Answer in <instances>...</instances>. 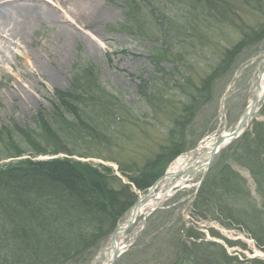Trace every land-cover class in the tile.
<instances>
[{
  "label": "rangeland",
  "instance_id": "obj_1",
  "mask_svg": "<svg viewBox=\"0 0 264 264\" xmlns=\"http://www.w3.org/2000/svg\"><path fill=\"white\" fill-rule=\"evenodd\" d=\"M104 3L111 10L109 18L98 26L79 30V37L93 42L92 48L86 47L82 40L73 42L77 45L74 44L71 55L64 57L60 66L54 64L57 51L51 57H38L60 75V82L50 83L46 74L38 75V68L31 61L33 57L16 55V49L7 51L12 57L11 65L4 63L0 67V132L6 137V145L0 141V156L6 152L8 136L23 147L19 132L33 128L38 112L52 109L57 96L72 89L76 81L84 80L90 70L95 72L101 90L110 99L97 105L104 115L92 124L94 130L81 126L74 134L75 138L68 144L74 155L65 152L49 155L69 156L98 169L109 167L113 175L130 185L131 178L138 177L146 163L172 141L169 133L173 119L180 115L187 100L182 89L190 82L200 85L220 67L230 48L242 41L246 33H261L259 28L264 24V15L244 0H104ZM162 16L169 23L182 22L181 30L170 31L172 27L168 23L162 26ZM36 26L35 37L42 43L49 42L55 29ZM41 41L36 42L37 46L34 42L30 46L27 43L25 50L36 52ZM245 43L238 60L229 62L219 77L212 101L202 106L182 132L187 139L185 152L195 149L204 139L221 140L233 131L253 98L256 80L264 71V38L250 37ZM141 86L146 87L144 92ZM260 121L264 125V103L246 130L258 135ZM260 143L258 151L264 159V142ZM233 144L220 151L211 164V174L205 177L209 195L236 214L244 213L250 223L253 211L249 208L256 206L259 216L254 218V227L259 222L264 230V182L260 186L254 174L236 159ZM45 156L31 153L9 156L0 160V167L26 157ZM225 168L244 180L246 192L241 194V200H226L215 187L209 186ZM201 175L192 183H197ZM130 189L138 197L143 191L133 185ZM195 190V187L178 190L159 210L134 223L128 231V243L121 247L114 264H179L180 255L187 259L183 264H264V245L257 244L261 233L252 228V235L251 231L230 222L220 213L222 206L209 204L202 209L196 199L201 188L193 198ZM212 233L221 235L225 243L231 241L233 245L225 249L234 259L227 260L222 249L213 244L221 239ZM202 243L205 245L201 246ZM80 259L76 258L78 264ZM108 261L106 253L99 262Z\"/></svg>",
  "mask_w": 264,
  "mask_h": 264
},
{
  "label": "trees",
  "instance_id": "obj_2",
  "mask_svg": "<svg viewBox=\"0 0 264 264\" xmlns=\"http://www.w3.org/2000/svg\"><path fill=\"white\" fill-rule=\"evenodd\" d=\"M244 2L264 15V0ZM165 23L172 27V32L175 28L180 31L183 24L180 22L177 25L173 21L169 23L163 16L161 25ZM259 29L261 33H246L242 41L230 48L220 67L206 76L200 85L190 82L182 89L187 100L182 104L180 115L173 119L169 133L172 141L154 160L146 163L138 177L131 178L137 188L150 186L169 162L187 148V139L182 132L191 124L202 106L211 102L216 82L229 62H233L242 53L245 40L256 34H264V24ZM142 87L144 92L146 87ZM106 101H110L109 96L105 90H101L97 75L88 70L84 80L76 81L70 91L57 96L51 110L42 109L38 112L35 127L19 132L22 144H25L23 147L12 136H8L10 139L6 152L0 156V160L25 153L33 156L61 152L74 155L75 152L68 148V144L72 143L74 134L81 126L94 130L92 124L104 115L97 105ZM258 124L261 129L258 135L246 132L241 137L243 140L234 144V153L236 159L254 174L260 185L264 182V159L258 151V142L264 141V125ZM175 135H179L180 139L176 140ZM5 139V135L0 132L2 145H6ZM116 182L120 183L118 187ZM206 184L208 182L203 183L197 197L201 208L209 204L222 206L220 213L230 222L241 225L251 231L252 235L253 229L259 231L261 234L257 237V244L264 245L262 224L258 222V227H254V218L259 216L257 207L252 205V209L249 208L253 211L250 216L253 222L250 223L244 213L236 214L233 209L214 201ZM243 185L244 180L239 174L225 168L209 186L215 187L218 195L224 199L238 201L241 200V194L246 192ZM134 200L135 195L129 186L106 166L98 169L90 163L69 157L51 160L25 158L1 166L0 264H65L68 261L78 264L76 258L83 257L86 250L98 246L100 239L114 229ZM240 215L242 218L238 217ZM222 252L227 260L234 259L224 249Z\"/></svg>",
  "mask_w": 264,
  "mask_h": 264
},
{
  "label": "bare ground",
  "instance_id": "obj_3",
  "mask_svg": "<svg viewBox=\"0 0 264 264\" xmlns=\"http://www.w3.org/2000/svg\"><path fill=\"white\" fill-rule=\"evenodd\" d=\"M52 1L53 3H49L48 0H0V67H3L4 63L11 65L12 57L7 51L16 49V55H22L26 58L33 57L30 59L34 66L38 68V75L46 74L45 76L50 79V83L51 81L60 82V75H57L54 69L46 66L47 61L38 57L42 55L51 57L57 51L58 57L54 58L56 61L54 64L60 66L64 62V57L71 55V48L76 44L73 42L82 40L86 43V47L89 46V49L94 46L93 44L90 45L93 42L89 38L79 37V30L93 25L98 26L100 22L109 18L111 10L104 3V0ZM38 24L55 29L50 39H48L49 42L42 43L41 39L35 37L36 25ZM40 41L41 47L36 48V52L25 50L27 43L30 46L33 42L39 43ZM263 88L264 72L256 80L253 97L262 93ZM252 100L253 98L244 112L251 109ZM216 141L217 138L204 139L195 149L178 155L169 164L163 177L159 178L153 189H151L147 200L141 201L135 207H128L117 221L118 224L114 229L107 236L100 239L99 245L86 250V254L81 257V264H87L91 261L90 264H101L99 261L106 253L109 254V264L115 250L118 249L119 253H121V247L128 243L126 241L129 237L128 231L130 230L129 225L131 222L134 224L140 218H146L149 214L159 210L162 204L172 197L176 191L193 186L192 184L194 183L192 182L195 177L206 169V163L210 161L211 150ZM49 154L45 153L46 156L43 160L56 158ZM190 170L192 172L188 173ZM116 186L118 187L119 185ZM143 192L136 198L135 203L144 195ZM117 228L118 232L113 239L112 235ZM107 237L109 238L105 242ZM220 239L218 242L221 244L216 242V245L221 249L226 250L225 247L228 249L231 241L225 240L227 241L225 243L222 241L224 240L223 237ZM93 255H95L94 258ZM177 258L179 264L187 261L181 255Z\"/></svg>",
  "mask_w": 264,
  "mask_h": 264
},
{
  "label": "water",
  "instance_id": "obj_4",
  "mask_svg": "<svg viewBox=\"0 0 264 264\" xmlns=\"http://www.w3.org/2000/svg\"><path fill=\"white\" fill-rule=\"evenodd\" d=\"M263 98H264V92H263V94L261 96H256L254 98L253 102H252L251 109L244 113V115L240 119L238 125L236 126L235 130L233 132H231L227 137H225L224 139L219 141L213 147V149L211 150V156H210L211 158H210V161L208 162L207 166L210 165V163L213 160V157L215 156V154H216V152L218 150L222 149V147H225L228 143H230L231 141H233L234 139H236L239 136L242 128L249 122V120L251 119L252 116L257 114V112H258L257 104H258L259 100L263 99ZM151 189H153V186H151V188L133 205V207H135L141 201H146L147 198L149 197L150 193H151ZM131 225H132V222L130 223L129 227ZM117 232H118V228L115 229V231H114V233L112 235L113 239L116 236ZM118 255H119V250L116 249L115 252H114L113 258L110 260L109 264H114V262H115L116 258L118 257Z\"/></svg>",
  "mask_w": 264,
  "mask_h": 264
}]
</instances>
